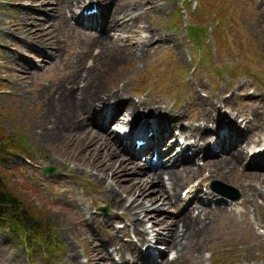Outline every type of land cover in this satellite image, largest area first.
<instances>
[{
	"label": "bare ground",
	"instance_id": "6f19581e",
	"mask_svg": "<svg viewBox=\"0 0 264 264\" xmlns=\"http://www.w3.org/2000/svg\"><path fill=\"white\" fill-rule=\"evenodd\" d=\"M13 1L19 2L10 9L13 19L0 21V33L6 44L14 37L15 41L20 39L24 52L36 51L45 60L61 59L65 51L71 65L65 82L57 85L58 100L53 107L45 108L35 123L38 136L46 143H67L73 147L76 154L71 158L78 163L73 171L88 173L95 180L98 201L102 196L113 200L108 226H96L101 217L91 215V227L78 211L79 218L71 223L69 231L80 226L92 235L89 244L96 264H103V259L109 264H194L197 260L203 263L202 241H208L217 218L226 221L229 214L235 213L231 210L229 213L230 199L210 190L202 193V184L211 178L226 181L230 177L249 197L261 196L264 200V136H260L264 133V94L246 103L243 111L231 108L227 112L192 90L189 104L196 108L198 116L185 130L177 128L183 127L186 118L180 108L172 106L167 110L161 101L136 102L125 94L127 85L123 80L131 72L112 83L104 80L116 66L130 63L133 69L137 68L149 51V44L156 50L178 44L179 39L162 31L161 24H150L147 20L155 10L165 13L162 0ZM94 8L97 14L83 15ZM74 18L77 22L72 26ZM32 26L38 32H32ZM68 40L71 44H67ZM75 44L84 46V50L75 51ZM5 53L15 60L8 69L16 73L19 81L27 82L26 74L33 68L31 62L7 47ZM43 93L48 94L45 90ZM232 98L233 95L220 101L228 107ZM57 115L54 122L47 121ZM113 122L115 126L135 127L145 145L133 146L131 134L119 137L111 131ZM178 129L181 132L177 133ZM190 138L194 143H189ZM180 139L185 140L183 147L178 144ZM191 150L192 156L188 154ZM198 153L205 160L200 168ZM161 158L169 159L170 168L164 166ZM246 160H254L247 164L258 172L247 171L248 165H243ZM203 174L205 177L197 180L200 183L191 186L189 194L181 200L180 189L187 183V187L192 185V179ZM158 202L176 210L169 220L159 217L164 207H155ZM248 203L240 202L243 207ZM213 205L215 208L210 207ZM119 213L133 219V237L126 241L111 224L120 220ZM141 214H145L143 219ZM154 220L153 228H161L165 236L157 233L150 239L145 225ZM93 231L102 233L99 241ZM156 243L165 244L168 252H176V257L168 260L163 259L161 251L155 254L157 247L151 245ZM143 246L147 247L145 253L141 251ZM65 259L70 264H81L74 245H69ZM0 264H9V260L1 258Z\"/></svg>",
	"mask_w": 264,
	"mask_h": 264
},
{
	"label": "rangeland",
	"instance_id": "374dc122",
	"mask_svg": "<svg viewBox=\"0 0 264 264\" xmlns=\"http://www.w3.org/2000/svg\"><path fill=\"white\" fill-rule=\"evenodd\" d=\"M18 3L0 0V21L9 22L13 19L10 9ZM161 3L165 5V13L155 10L147 16V20L150 24H161L162 31L170 32L179 39L178 44L161 50L151 48L149 44V51L137 68L133 69L130 63L116 66L106 75L105 83H112L131 72L123 80L127 85L124 88L125 94L136 102L142 99L161 101L167 110L172 106L180 108L186 118L183 127L177 128L183 130L194 123L198 116L196 108L189 104L192 90H197L202 99L217 103L227 112L231 108L243 111L246 103L250 104L252 99L264 94V0H162ZM207 3L211 12L203 8V4ZM177 12L181 24L173 29ZM75 24L76 19L71 20V25ZM196 25L200 26L202 34L198 40H190L188 29L192 31ZM32 32H38V29L32 26ZM15 39L6 44L0 33V123L5 132L18 137L25 153H7V164L1 169L8 172L10 189L19 195L23 194L31 201L26 202L28 205L40 210L39 218L44 219V225L48 222L52 225L50 229L56 242H53L54 246L50 249L30 242L22 243L21 236L0 224V259L7 258L9 264H70L65 258L69 245H74L81 264H96L89 244L92 235L80 226H76L73 232L69 229L72 228L71 223L79 218L78 211L85 215L91 227V215L101 217L96 226H108L106 224L112 213L113 200L102 196L98 201L99 188L95 180L88 173L73 171V167L78 164L71 158L76 154L73 147H68L67 143L60 145L44 142L35 127L44 109L53 107L58 100L57 85L63 83L71 66L68 63L69 55L62 51L61 59L45 60L44 57L39 58L36 51L24 52L22 41ZM35 43L38 45L37 41ZM67 44H71L69 40ZM6 47L27 58L33 65L26 74L29 79L27 82L19 81L16 73L8 69L14 66L15 60L8 58ZM74 48L77 52L80 48L84 50V46L78 44ZM43 90L48 94H44ZM232 95L229 106L225 107L221 98ZM56 118L58 115L47 121L54 122ZM118 126H115V122L111 123V131ZM176 131L181 132L180 129ZM260 136L263 137L264 133ZM189 143H194V139L190 138ZM192 153L193 150L189 151V154ZM203 157L198 154L199 168L205 163ZM161 161L166 168H170L169 159L161 158ZM252 162L254 160H246L243 165ZM47 168H53V173H44ZM246 170L258 172L252 165H248ZM205 174L192 179L193 184L205 177ZM164 178L166 180L167 176ZM212 182H216L222 193L220 195L225 198L237 194L240 198L235 202L237 206H228L229 213L230 210L235 213L233 216L229 214L226 221L217 218L209 232L208 241H202L203 263L197 260L194 264H264V200L261 196L249 197L230 177L226 181L208 179L202 185L201 192L205 193V188L208 189L207 185ZM187 184L179 191L181 200L185 199L183 193ZM243 200L249 202L247 207L240 204ZM159 206L164 207L159 217L166 220L176 211L167 205L162 206V202L155 205ZM210 207L214 208V205ZM119 216L120 220L111 221V224L122 233L126 241L129 236L133 237V219L122 217L121 213ZM144 217L145 214L140 215V219ZM154 224L155 220L145 225L150 232V239L157 233L165 236L166 232L161 228H153ZM92 233L99 241L102 233ZM151 246L157 247L155 254L163 252V259L172 260L176 257V252H168L163 243ZM146 249L143 246L141 251L145 253ZM102 261L103 264H109L107 260Z\"/></svg>",
	"mask_w": 264,
	"mask_h": 264
},
{
	"label": "trees",
	"instance_id": "16d2710c",
	"mask_svg": "<svg viewBox=\"0 0 264 264\" xmlns=\"http://www.w3.org/2000/svg\"><path fill=\"white\" fill-rule=\"evenodd\" d=\"M203 8L211 12L208 3L207 5L203 4ZM199 28L200 26L196 25L192 31L189 29L190 40L199 39L202 34ZM7 153L21 155L25 153V150L20 146L18 137H13L5 132L0 123V224L5 229L21 236L22 243L23 241L30 242L50 249L56 242H54L55 237L53 238L50 229L52 225L49 222L44 225V219L39 218L40 210L36 206L28 205L27 203H31V201L23 194L19 195L10 189L8 172L1 169L7 164L5 159Z\"/></svg>",
	"mask_w": 264,
	"mask_h": 264
},
{
	"label": "water",
	"instance_id": "95a60500",
	"mask_svg": "<svg viewBox=\"0 0 264 264\" xmlns=\"http://www.w3.org/2000/svg\"><path fill=\"white\" fill-rule=\"evenodd\" d=\"M52 172H53V169H52V168H48V169L45 170V173H47V174H50V173H52ZM238 198H239V197H236V196L233 197V199H236V200H237Z\"/></svg>",
	"mask_w": 264,
	"mask_h": 264
}]
</instances>
